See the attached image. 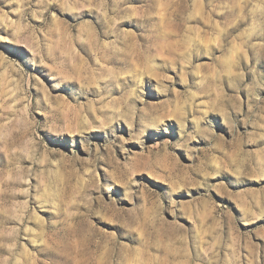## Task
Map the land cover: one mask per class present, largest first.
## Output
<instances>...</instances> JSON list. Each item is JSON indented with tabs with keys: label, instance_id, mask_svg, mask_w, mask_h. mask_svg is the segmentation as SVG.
I'll use <instances>...</instances> for the list:
<instances>
[{
	"label": "rangeland",
	"instance_id": "obj_1",
	"mask_svg": "<svg viewBox=\"0 0 264 264\" xmlns=\"http://www.w3.org/2000/svg\"><path fill=\"white\" fill-rule=\"evenodd\" d=\"M0 264H264V0H0Z\"/></svg>",
	"mask_w": 264,
	"mask_h": 264
}]
</instances>
